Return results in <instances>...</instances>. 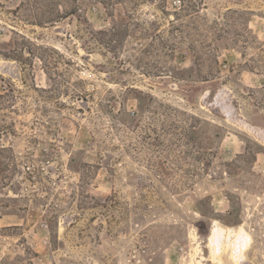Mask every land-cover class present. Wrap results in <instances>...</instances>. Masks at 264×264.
<instances>
[{
  "label": "rangeland",
  "instance_id": "rangeland-1",
  "mask_svg": "<svg viewBox=\"0 0 264 264\" xmlns=\"http://www.w3.org/2000/svg\"><path fill=\"white\" fill-rule=\"evenodd\" d=\"M209 237L264 264V0H0V264H216Z\"/></svg>",
  "mask_w": 264,
  "mask_h": 264
},
{
  "label": "bare ground",
  "instance_id": "bare-ground-1",
  "mask_svg": "<svg viewBox=\"0 0 264 264\" xmlns=\"http://www.w3.org/2000/svg\"><path fill=\"white\" fill-rule=\"evenodd\" d=\"M221 230L223 231V232H225L226 234H231L232 233V235H234V231H237L236 233H235V238L233 239V242H234V246H235V248L237 249V243L239 242V240L241 241V237H242V235H241V237H240V239L238 240V238H239V236H240V233L243 231V229H241V228H238V229H231V230H227V229H225V228H221ZM220 230V231H221ZM245 232V231H244ZM222 233V232H221ZM221 233L219 232V234L221 235ZM218 234V233H217ZM219 235V237L221 238V236ZM215 236H216V234H215ZM215 236H214V240L216 239L215 238ZM248 236V235H247ZM213 237V236H212ZM212 237L210 238L209 237V240H208V242L206 243V245H205V248L210 252V255H211V258H212V261H214L216 264H219V263H217L218 261V257H216V255L217 254H221L223 251L221 250L219 253H216L218 250L217 249H215V250H217V251H215L214 252V247H213V242L214 241H212ZM246 237V236H245ZM218 238V237H217ZM220 238H218L217 240H218V242L220 241L219 239ZM223 238H225L224 236H223ZM222 238V239H223ZM230 238H231V236L229 237V240H230ZM249 239H250V237H248ZM243 239V238H242ZM245 239V238H244ZM246 239H247V237H246ZM237 240H238V242H237ZM216 241V240H215ZM243 241H245V240H243ZM249 241V240H248ZM230 242V241H229ZM247 243V242H246ZM216 245V244H215ZM219 245V244H218ZM240 246H241V243L239 244ZM243 245V244H242ZM221 246H222V244H221ZM220 246V247H221ZM219 247V250L222 248H220ZM229 247V246H228ZM239 247V246H238ZM218 248V247H217ZM228 251V250H227ZM227 253V252H226ZM216 254V255H215ZM198 255V254H197ZM238 261V260H237ZM200 264H203V263H200Z\"/></svg>",
  "mask_w": 264,
  "mask_h": 264
}]
</instances>
